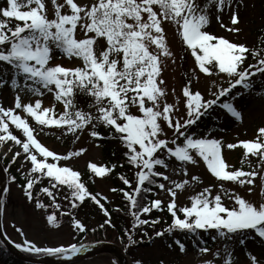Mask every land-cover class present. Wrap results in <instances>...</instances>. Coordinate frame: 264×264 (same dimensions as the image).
Segmentation results:
<instances>
[{
  "label": "snow or ice",
  "instance_id": "1",
  "mask_svg": "<svg viewBox=\"0 0 264 264\" xmlns=\"http://www.w3.org/2000/svg\"><path fill=\"white\" fill-rule=\"evenodd\" d=\"M241 4L242 0H5L4 6H0V89L7 86L15 94L13 106L0 104V143L11 140L22 149L13 154V163L22 155L25 161H30V169L22 174L27 199H33L34 185L47 177L50 187H43L40 191L52 198L55 209L61 207L56 203L55 190L66 186L68 195L64 198L69 200L72 209L78 207L77 202L90 196L108 216L97 195L90 193L81 181L80 173L56 163L79 156L86 149L66 155L50 150L36 138L35 129L20 113L32 117L40 126L61 128L63 133L72 134L75 140H79L78 133L89 126L91 137L103 139L97 131V127L103 125L113 138L124 144L127 162L137 169L136 187L131 192L120 190L129 202L134 227L159 222L158 219L141 218L142 214L153 209L162 210L160 199L148 200L147 197L153 191L149 186L155 185L170 194L167 211L172 217L167 229L157 231L156 236L177 230L186 234L214 230L212 239L225 245L216 253L221 256L223 264H234L231 243L244 245L251 238L264 243V202L257 204L234 191H226L223 183L253 186L255 177L260 176L264 185V127L257 130L258 135L253 140L226 145L211 132L199 135L190 131L216 106L226 110L236 121H242L245 91L250 92L255 87L253 77L257 74L264 79V56L260 52L206 30L210 19L215 17L221 27L239 33V27L223 24L222 15L227 11L231 25H238ZM165 22L175 26L195 58L200 73L207 76L225 74L228 78L227 86H218L216 91H211L212 98L209 99H205L200 91L193 92L189 80L182 88L186 98V118L182 120L174 117L175 105L165 101L167 89L163 87L165 81L160 78L162 57L173 56L167 44ZM250 51L260 58L257 64L244 66ZM56 53L69 61L76 58L81 64H53L51 61ZM237 88L241 90L234 92ZM46 93H51L52 99L62 104V112L56 113L54 103L44 106L42 98ZM79 93L91 98L90 110L77 105L75 98ZM31 97L35 99L31 100ZM132 106H136L142 115L133 114ZM161 121L172 130L171 138L166 137ZM9 122L22 130L26 139L21 140L12 134ZM238 145L244 150L242 164L249 156L257 157L260 170H231L223 149H235ZM48 158L55 162H48ZM197 158H201L221 182L219 191L213 194L211 186L204 187L189 197L190 206L178 208L177 191L199 183L200 179L192 176L190 180L177 182L160 169L167 170L171 161L178 162V168L173 171L187 176V165H195ZM88 167L95 176L103 177L116 165L109 168L89 163ZM156 177L170 181L172 186L166 188L165 183L158 182ZM119 178L131 187L132 181L123 175ZM10 179L15 182L17 177L12 175ZM247 191L251 193L253 187H248ZM4 192L7 194L8 189L5 188ZM225 197L233 202L231 207L223 202ZM36 207L46 208L47 205L37 200ZM2 208L3 201H0V210ZM47 220L52 226H59L55 213L48 215ZM73 225L84 231V225L75 218ZM128 242L137 243L132 234L128 235ZM175 243L181 252L185 251L184 243L179 239ZM16 247L47 256L71 257L83 251V247L76 244L38 247L27 239ZM200 251L206 253L209 249L203 247ZM249 256V264H264V256ZM204 264H212V261Z\"/></svg>",
  "mask_w": 264,
  "mask_h": 264
},
{
  "label": "rangeland",
  "instance_id": "2",
  "mask_svg": "<svg viewBox=\"0 0 264 264\" xmlns=\"http://www.w3.org/2000/svg\"><path fill=\"white\" fill-rule=\"evenodd\" d=\"M50 6V5H49ZM50 12V16H51ZM240 23L236 26H232L230 23L229 14L227 11L222 15V22L228 27H239L241 31L239 33H233L227 30L226 27H221V23L217 22L215 17L210 19V23L206 30L210 34H214L218 37H224L229 39L231 42L244 43L250 49H255L259 43V32L258 30L264 25V0H242V4L239 9ZM164 27L166 29V39L169 50L173 53L172 57H162V72L160 78L165 81L163 87L167 89V95L165 101L167 103L175 105L174 117L177 119L186 118L185 100L186 98L182 94V88L191 80V90L193 92L200 91L205 99L212 98L210 96L211 91H216L218 86H227V76L225 74H217L213 76H207L199 72L198 67L195 64V58L191 55V52L183 53V42L182 38L176 31L174 25L165 22ZM78 35H82L78 33ZM186 56V57H185ZM264 56V55H263ZM51 63L62 64L71 66L75 64L79 66L81 62L76 58L69 61L68 59L61 56L59 53L55 54L54 59ZM259 75V74H257ZM262 83L260 91L255 92L253 90L245 91L244 102L242 105V121H236L226 111L221 110L216 106L213 111L212 118L219 121V129H210V124H204L206 116L201 118V122L196 126H193L190 131H194L199 135H204L207 132H211V135L216 138H220L227 143H238L239 141L253 140L258 135V129L264 127V79H261L260 75L257 77ZM240 91V90H236ZM14 92L8 88L0 89V104L5 107L13 106ZM34 100L35 97L30 98ZM44 106H50L54 103L51 93H46L42 98ZM224 99V98H222ZM231 99V97H227ZM238 105L239 100L236 102ZM63 111V106L60 107ZM220 109V110H218ZM133 114L142 115L136 106H132L130 109ZM19 112V110H17ZM22 118H26V114L20 113ZM204 122V123H203ZM164 133L167 138L172 137V130L169 129L165 122L161 121ZM14 127V126H13ZM33 128L35 129L34 135L36 138L50 150L55 151L60 155H66L68 152H75L81 148L86 149L79 156H73L68 160H60L57 163L58 166L71 167L73 170L79 173L84 172L88 167L89 163H95L97 166H101L104 162L105 154L103 149L96 144L93 138L89 135L90 126L83 132L78 133L80 136L79 140H75L72 134L63 133V129L55 126H37L34 123ZM11 149V150H9ZM0 151L3 155H0L1 159L12 160V156L16 151H22L20 146L16 145L13 141L7 139L0 143ZM223 155L226 162L231 166V170L239 168L240 163L244 155V150L238 145L235 149H223ZM41 158V157H38ZM258 159V158H257ZM48 162L52 161L48 158ZM12 168L15 171H21L22 173L27 172L31 165L30 161H25L23 155L17 157L15 163L12 162ZM173 168H178V162L171 161L170 167L165 171V174L169 175L171 180L177 182L183 179H189L192 176H198L200 179L199 183H195L190 187H186L185 190L177 191V207L190 206V196L195 193L201 192L204 187H212L213 194L219 191L220 181H218L211 172L207 169L206 164L201 158H197L195 165L188 164V175L184 176L182 172H174ZM260 170L259 164H255L250 170ZM11 170V169H10ZM13 175V174H12ZM6 173L5 186L9 187L10 195L6 201V204L1 210L2 226L8 238L16 245L23 244L25 239L34 242L38 247H70L72 244H77L78 231L76 227L59 216L58 212L52 205V198L47 197L40 193V190L36 189V198L30 201L27 199L24 190L15 182L11 181L12 176ZM135 181V174L133 182ZM95 190L103 198L104 203L111 205L115 204L118 199L115 191L112 189V179L110 176L97 177L94 179ZM166 188L171 187L170 181H163ZM226 191H234L244 198L254 202H264V185L261 184L260 176L255 177V183L253 186L244 185L241 186L232 182H223ZM136 187L135 185L132 186ZM248 187H253V191L249 193ZM56 203L60 204L61 207L58 209L71 210L69 200L64 197L68 195L66 186H60L55 190ZM157 199L162 201V205L166 206L170 202V194L166 190L159 189L157 192ZM40 202L47 205L46 208L36 207V202ZM223 202L231 207L232 201L224 198ZM55 213L59 226L55 227L49 224L47 216ZM75 213L78 214L79 221L95 226L97 223H101V212L88 213L82 210L76 209ZM99 213V214H98ZM178 215L182 216L181 213ZM21 231L23 235H21ZM93 242V239H87V242ZM233 250L234 264H249V254L257 255L258 258L264 256V243L260 242L259 239H250L246 242L245 246L229 245ZM223 246H216L209 249L208 252H181L179 250L165 251L161 247H155L150 250L139 251L133 250L134 256L141 259L143 263H156L162 259L164 263L171 264H204L205 261H212V264H223L221 256H217L218 250H222ZM131 259V256H129ZM132 261V260H131ZM130 261V262H131ZM75 264H118L116 258L110 254L96 256L87 260H84ZM133 264V261H132Z\"/></svg>",
  "mask_w": 264,
  "mask_h": 264
},
{
  "label": "trees",
  "instance_id": "3",
  "mask_svg": "<svg viewBox=\"0 0 264 264\" xmlns=\"http://www.w3.org/2000/svg\"><path fill=\"white\" fill-rule=\"evenodd\" d=\"M203 2V0H202ZM5 0H0V6H4ZM259 32V43L257 47L254 49L258 52H260L261 56L264 55V25L258 30ZM183 42V41H182ZM191 52L189 49H187L186 45L183 43V53L187 54ZM186 57V56H185ZM259 56H253L252 52L250 51L245 59L244 66H247L248 64H257ZM259 75H256L253 77L255 87L252 89L255 92H258L262 88V83L259 78H257ZM239 88L233 90L236 91ZM76 103L79 107L83 108L84 110H90L88 108V105L91 103V98L83 93H79L76 95ZM62 104L55 102V111L57 114H59L61 111L60 107ZM94 111V110H93ZM213 111L211 110L208 115H206V122L207 124H210L212 126V129L215 130L218 128V122L215 119L213 120ZM28 123H36L35 120L27 116ZM201 122L198 121L197 124ZM37 124V123H36ZM37 126H39L37 124ZM9 130L13 131V134L16 135L19 139L24 140L26 139L22 134V130L20 129H13L9 124ZM97 131H99L103 139L99 138H93V140L98 144L104 151L105 158L102 166L104 167H111L113 164L116 165V168L105 175L110 176L112 179V188L116 189L115 193L118 197V199L115 201L114 206L107 205L104 203L103 198L97 193L95 190V174L91 172V170L88 168L85 169V171L80 174L81 181L85 184L87 190L97 195V199L100 200V203L104 205V208L107 209L109 215L105 216L104 210L100 208V206L95 203L91 197H86L83 202H77L78 207L71 210H58L55 209L56 212H58L59 216H62V219L64 218L65 221L73 225V219H78V214L75 213L76 209L82 210L84 212L88 213H94V212H101L103 216L101 217V223H97L95 226L87 225L83 222H81L84 225V231H78L79 238L77 239V243L83 242L86 239H93L94 242H98L101 240L104 241H113L117 244L121 245L127 253L131 256V260L133 261V264H137L139 261L140 264H144L141 259L136 258L133 254V250H136V252H141L145 250H150L155 247H161L165 251H172V250H179V246L175 243L177 239H179L182 243L185 244V251L183 252H201L200 249L203 247H207L208 249L214 248L216 246H225L224 243L220 240H214L212 239L213 235L215 234L214 230L209 232H198L197 234H191V233H184L181 231H174L172 234H165L164 236H156L155 233L157 231H164L167 229L168 225L172 222V217L170 213L167 211L166 207H162V210H155L153 209L150 213L142 214V219H148L149 221H152L154 219H158L159 222L155 225H152L149 223L148 225L143 226H135L134 227V219L130 215V208H129V202L124 198L123 192L120 191L123 189L124 191L131 192L134 188L132 187L135 185L134 174L137 171V169L130 165L127 162V157L124 155V153L127 151L124 144L118 139L113 138L112 135H110V130L103 125H99L97 127ZM244 158V155H243ZM242 158V159H243ZM249 161L251 163V168L249 167ZM3 165L5 167V170L10 175H15L17 177L16 183L24 190L22 185L26 183V181L23 178V173L21 171H15L16 169L12 168V162H9L8 160H2ZM258 163L257 157L249 156L247 158V161H245L243 164L242 162L239 165L238 169L247 170L252 169L255 164ZM11 169V170H10ZM161 171H164V169H160ZM120 175L125 176L130 181H132L131 187L128 185H125L120 180ZM158 182L163 183V179L161 177L155 178ZM36 187L38 190H40L43 187H50L49 185V178L43 177L40 181H38L33 189V197L36 198L37 194L35 193ZM149 187H152L153 191L151 193L147 194L148 200L156 199L158 187L155 185H151ZM8 189L7 194L5 192L2 196L3 206L6 204V201L8 199V196L10 195L9 187H6ZM43 195H47L46 193H43L40 191ZM48 197V196H47ZM49 199V197H48ZM71 213V215H61V213ZM99 214V213H98ZM182 218V216H181ZM110 220L111 223H106V221ZM103 225V227H101ZM114 225V227L112 226ZM147 233V234H145ZM132 234L133 239L137 241L136 244H129L128 242V235ZM252 239V238H251ZM232 246H240L241 248L244 247V245H240L237 243H231ZM29 255L37 256L38 254L25 252ZM0 264H24L22 262L14 260L8 251L4 248L2 243L0 242ZM146 264V263H145ZM152 264V263H148ZM154 264H171V263H164L162 259L158 260Z\"/></svg>",
  "mask_w": 264,
  "mask_h": 264
},
{
  "label": "water",
  "instance_id": "4",
  "mask_svg": "<svg viewBox=\"0 0 264 264\" xmlns=\"http://www.w3.org/2000/svg\"><path fill=\"white\" fill-rule=\"evenodd\" d=\"M5 181V171L0 161V197ZM0 240L14 259L23 261L28 264H74L96 256L110 254L116 256L119 264H130L125 251L117 244L110 242H100L83 248V251L75 256H53L37 258L23 254L3 233L0 219Z\"/></svg>",
  "mask_w": 264,
  "mask_h": 264
},
{
  "label": "bare ground",
  "instance_id": "5",
  "mask_svg": "<svg viewBox=\"0 0 264 264\" xmlns=\"http://www.w3.org/2000/svg\"><path fill=\"white\" fill-rule=\"evenodd\" d=\"M0 155H3V152L2 151H0Z\"/></svg>",
  "mask_w": 264,
  "mask_h": 264
}]
</instances>
